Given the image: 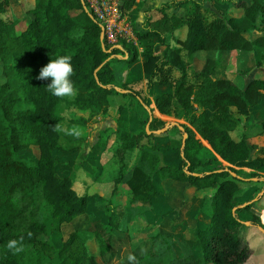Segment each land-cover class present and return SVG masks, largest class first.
<instances>
[{
    "label": "trees",
    "instance_id": "trees-1",
    "mask_svg": "<svg viewBox=\"0 0 264 264\" xmlns=\"http://www.w3.org/2000/svg\"><path fill=\"white\" fill-rule=\"evenodd\" d=\"M204 1L170 0L155 6L159 17L152 19L147 14L144 30L133 31L142 48L139 53L135 45L123 39L111 52L105 51L99 37L101 26L84 10L81 0H34L28 10L29 22L20 33H16L14 21L1 16L6 7L19 0H0V264H45V256L54 257L59 264H104L115 242L105 228L109 222L104 224L97 217L91 219L86 238L92 233L97 239L100 260L89 254L82 242L78 253L72 251L82 240L79 232L66 238L62 234L63 223L88 212L90 199L75 191L70 173L62 169L70 168L66 158L74 160L78 151L63 145L61 132L53 130L61 119L57 107L62 98L47 90L51 78L40 80L37 76L51 59L65 54L72 57L71 79L78 90L68 103L90 110V117L94 112L108 116L117 113L114 122L119 126L121 118L127 116L126 107L119 104L113 110L109 104V96L119 93L133 98L146 114L144 106L150 105L160 117L186 121L180 122L186 132L183 145L182 133L175 126L159 136L147 134L144 127L135 134L115 129L119 146L112 156L119 155L122 161L115 185L123 181L127 158L138 150L137 161L124 181L130 207H149L155 201L154 209L146 212L152 211L160 225L174 212L162 183H184L192 189L181 195L182 211L170 225V235L157 233L152 236L151 250L132 252L138 261L160 264L154 241L158 237L166 243L174 236V228L186 220L187 229L178 242L180 248H186L169 257L167 264L251 263L253 249L243 230L248 226L264 229V209L259 221L250 214L252 203L241 200L240 192L250 179L240 174V169H249L258 181L264 179L256 173L264 171V146L253 150L248 143L251 137L264 135V114H260L264 113V77L247 80L243 76L246 68L229 76L219 60L248 51L254 66H260L264 60V0H211L215 8L204 7ZM177 7L183 9L181 14L166 12ZM179 28L183 33L177 36L174 33ZM169 38L176 46L169 45ZM104 47L110 48L106 43ZM181 51L189 61L199 54L206 57L188 75ZM112 54L114 57L103 63ZM140 56L146 94L139 95L129 82L122 83L124 92L117 91L112 62L120 59L132 65ZM158 116L147 117L148 130L158 129L151 121L163 124ZM204 153L214 158L215 166L198 169L206 163L201 160ZM229 170L241 178L231 176ZM203 190L211 192L205 197L208 203L200 196ZM194 199H201L193 212L207 218L205 223L184 218ZM106 210L112 211L110 201ZM242 211L248 216L241 218ZM21 237L24 251L13 254L7 243Z\"/></svg>",
    "mask_w": 264,
    "mask_h": 264
},
{
    "label": "rangeland",
    "instance_id": "rangeland-1",
    "mask_svg": "<svg viewBox=\"0 0 264 264\" xmlns=\"http://www.w3.org/2000/svg\"><path fill=\"white\" fill-rule=\"evenodd\" d=\"M23 1L26 2V0H19L18 3L14 2L12 3V5H16L17 8H19L20 13H18V15L22 17V20L24 21V18L27 15V7L29 5L27 3H23ZM122 1H125L126 3V5H124L123 2L120 3V10L122 12V15L128 18V20H130L131 22L135 23L137 19V8L139 5L134 3L135 7H129L131 3L130 0ZM232 12H236V10L233 9ZM148 14L152 17V19L156 18L157 16L159 17L160 15L157 10H152ZM7 15L10 16L9 11L7 12ZM23 21L20 23L19 28H22L24 26L25 22ZM136 47L140 53L142 51V48L138 42ZM157 49L160 50V48ZM181 53L187 61L186 71L188 75H190L194 69H198L202 61L206 57L205 54H199L196 55L193 60L189 61L185 52L181 51ZM223 58L221 59L220 57L219 61H221L226 74H228L229 76H231L233 72H238L239 70L244 71V69L246 68V71L243 72V76L247 80H250L255 76L264 77V74H262V71H264V60L261 61L259 67H255L253 55L251 54V52H234L224 59ZM118 67L120 68L116 70V73H114V83L117 88L119 87L121 89L120 92H124L122 91L123 89H125L122 87V80L124 78L123 69L125 68V66L119 65ZM137 92L139 93V95L140 93H142L141 90H137ZM151 96L152 95H149L148 99H150ZM109 100L110 107L113 110H116V107L119 104L126 107L125 109L127 110V116L121 118L119 126L118 124L116 126V122H114L116 120L117 113H113V115L110 116L103 114L97 116V113L94 112L91 114L92 116L90 117L91 119H89L88 123H81L78 121V119L82 118V112L71 106V104L68 103V99L60 101L61 103H59L58 105V113L61 117L58 123L66 130V132H61L60 139L63 145H65L66 147H74L75 150H78L76 151V154H74V160H69L68 158H66V162L68 163V165L71 163V165H69L70 168L62 166V169L70 173V178L73 180L72 186L79 195H85L92 191H97L103 196L100 202H98L97 199H94L95 204H91L95 206L94 208H96L94 211H92L91 213L88 212L86 214H83V216L79 215L75 217L70 223H63L61 230L64 238L69 236V234H71L72 232H79L82 235V240H78L73 247L72 251L75 254L80 251L83 244L86 248V251L92 255V253H95V245L97 247L98 244H96L97 239L93 236L92 233L89 238H86L89 235L88 228L90 225V221L95 217L102 219V222L104 224L106 223V221H108L109 223L105 225V228L109 229V231L112 233L115 242L111 252L108 253L109 256L106 255L108 257L103 259V263L129 264L128 256L129 254H132V252L144 253L147 250H151L150 242L152 236L156 235L157 233L158 235H170V225L174 221H177L179 219L178 217H180V212L182 211L181 205L183 203V197H181V195L184 192L191 193L192 189L184 187V183H162L166 197L169 201L167 202L170 206L172 204L174 212L168 215L165 221L160 225L156 224V216L152 213V211L146 212L147 207L129 206L130 198L126 194V191L128 189L124 182L125 180L121 181V183L117 185H115L114 183L115 179L119 176L121 169L120 164L122 162L119 155H116L115 157L112 156L113 151L119 146L117 130L120 129L121 131L127 129L126 131H128L130 134L138 133L144 127L145 122L147 121V117H149L150 113H144L141 108L137 106L135 100L127 96V94H112L109 96ZM151 101L153 103L152 97ZM234 110L235 109H232L233 112ZM153 114L158 116V114H156L154 111ZM260 114L263 115L264 113L260 111ZM85 115H87V113H85ZM139 115L143 116V121L137 120V116ZM158 118L162 120L163 124L159 123L158 121H151V126H157L158 129L162 128L164 124L169 121H176L179 124L180 122L186 123V121L183 119L178 120L170 116H158ZM73 127L78 129V131L80 132L78 138L73 135L66 134L67 130H71ZM171 127L172 126L169 125L166 126V128L168 129H170ZM165 129L163 130V132L165 131ZM153 133L159 136L162 132ZM197 137L200 138L199 136ZM96 140V144L98 145L96 147L92 146V148H90L86 153L85 149H87V146L91 144L93 145ZM201 142L206 148L209 147L205 141L201 140ZM248 143L253 150L256 147L264 146V135L251 137L250 139H248ZM85 154H89L88 158L83 157ZM137 157L138 150L136 149L133 151V155L126 161V170L123 179L127 177L126 173L130 172L131 167L136 163ZM213 159L214 158L211 157L209 153H204V155H201V160L206 161V163L202 167L200 166V168L198 169L211 168L215 166ZM251 172L252 171L247 168L240 169V174L249 176L250 179V184L242 188L240 195L241 200H249L250 203H252L250 214L258 216L260 221L259 213L262 211V209H264V179L259 181L254 180L253 178L256 177H253ZM256 173L258 175L264 176L263 170L257 171ZM113 188H116V190L115 193L111 194ZM209 192L210 191L208 190L202 191L200 196L207 201L205 197L207 198V194L211 193ZM108 201L112 203V211L110 212L106 210ZM206 203H208V201ZM206 203L203 202L202 205ZM149 206L150 210H153L156 206V202L154 201L153 204ZM247 216L248 214L242 211L241 218H245ZM191 226L192 224L189 223V230ZM243 232L248 238V243L253 249V254L251 255L252 258L258 257V252H264V231L259 230L257 226H248L243 230ZM43 238L47 239L49 238V236H44ZM154 242L156 243L159 252L158 258H161L162 260L160 264H167L169 261V257L177 256L178 254H180V252H182L183 249L185 250L186 248L185 246H182L183 249L179 247V241H177L176 236H172V238L167 239L166 243H164V241H161L158 237ZM96 257L98 258V254H96ZM43 261L45 264H59V262L55 260L54 257L49 256H45L43 258ZM135 264H149V261L142 260L139 262L136 258Z\"/></svg>",
    "mask_w": 264,
    "mask_h": 264
},
{
    "label": "crops",
    "instance_id": "crops-1",
    "mask_svg": "<svg viewBox=\"0 0 264 264\" xmlns=\"http://www.w3.org/2000/svg\"><path fill=\"white\" fill-rule=\"evenodd\" d=\"M169 1L170 0H130L131 3L129 5V7L130 6L131 7H135L134 3H136V4L139 5L138 8H137V10H138L137 11V19H136L135 23H133L130 20H128V22L130 24V27H131V33H132L133 39L135 40V46L137 45V40H136V38L134 36L133 31H135V30L142 31L143 28L145 27L144 19L146 18L147 14L150 13L152 10H156L154 8L155 6L158 7L160 4L166 3V2H169ZM23 3H25V4L27 3L29 5L27 7V13H26L27 15L24 18V21L22 20V17H20L18 15V13H20V11H19V8H17L16 5H12V4L9 5L8 7H6L5 11L1 13V16L6 17L7 19L12 20V21H14L16 23V30H15L16 33H20L22 30H24L26 28V25L29 22V19L28 18L30 16L28 10L31 9L34 6V0H26V2L23 1ZM203 6L204 7H209V8H215V6H214V4H213V2L211 0L204 1ZM8 11L10 12V16L7 15V12ZM166 12L167 13L174 12L175 14H181L183 12V9L181 7H177L176 9L169 8V9L166 10ZM22 21L25 22V24H24V26L22 28H19L20 23ZM182 33H183L182 29L179 28L174 34H176V35L178 34V36H179V35H182ZM170 42H171V44H170ZM168 43L172 47L173 46H176V45H174V42H173V40L171 38H169V42ZM118 46H119V44L117 46H115V47H118ZM141 60H142V57L140 56L139 60L136 63H134L132 65H128L124 60H120L119 59L118 61L112 62L111 65H112V68H113L112 69L113 70V77H114V73H116V70H118L120 68L118 66L119 65H124L125 66V68L123 69L124 78L122 80V83L129 82L128 84H129V86L132 87V89H134V90H141L142 91L141 94H146L145 93L146 92V79H145V77H143V74H142V72L140 70ZM137 76L140 77L141 79L140 80H136L138 78ZM124 90L125 89H123L122 91H124ZM64 99H68L69 101L72 100V99H70L68 97L62 98V100H64ZM59 103H61V102H59ZM109 104H110V100H109ZM57 109H58V107H57ZM75 109H77V108H75ZM77 110H79V109H77ZM79 111L82 112V118H85L88 121H89V119H91V118H89L90 117V110H79ZM152 111H154V109ZM85 113H87V115H85ZM99 115H97V116H99ZM88 121H86L85 123H88ZM166 129H168V128H166ZM86 141H87V139H86ZM96 142H97V140H96ZM61 143H62V141H61ZM93 145L91 144V145L87 146V149H85L86 153L89 151L90 148H92ZM132 155H133V153H132ZM129 158L130 157H128L127 159H129ZM130 173L131 172H127L126 173L127 174V177L125 179H123V180H126L127 178H129ZM203 191H205V190H203ZM82 195H84V194H82ZM85 195H87L88 196V199H90L89 200V209H88V212L91 213L92 211H94L96 209V208H94L95 207L94 205H91V204H95V200L94 199H97V201L100 202V200H102L101 198L103 196H102V194H100L97 191H94V192L92 191V192L87 193ZM207 196L209 197V194H207ZM200 203H201V199H197V200L194 199L193 202H192V204H193L192 207L189 210H187V211L184 212V218L185 219H189V220H194V221H196V219H197L196 223L198 221H202V223L203 222L205 223L207 221V218H205L204 216H201L200 213H195L194 214V212H193V211H195V209H197V207L200 205ZM148 208L150 209V206L147 207V209ZM88 212H86V213H88ZM81 216H83V214ZM186 229H187V227H186V220H184L182 222V224L177 225L174 228V233H175L174 236L177 237V241H180V239L183 236V233H184V231ZM96 244H97V242H96ZM248 245H249V247H251L249 243H248ZM96 254H98V246L96 247V245H95V253H94V255L96 256ZM257 256L258 257H255L254 259L251 260V263L250 264H264V252H258L257 253Z\"/></svg>",
    "mask_w": 264,
    "mask_h": 264
},
{
    "label": "clouds",
    "instance_id": "clouds-1",
    "mask_svg": "<svg viewBox=\"0 0 264 264\" xmlns=\"http://www.w3.org/2000/svg\"><path fill=\"white\" fill-rule=\"evenodd\" d=\"M71 61L72 57L70 55H59L56 59H51L45 66H43L37 76V79L40 80L51 78V83L47 84V90L56 97H68L74 99L78 94V90L71 79L74 72ZM53 130L56 132H66L59 123L54 126ZM66 134L78 138L80 132L73 127L71 130H67ZM22 240L23 237L20 238V241H17L16 239L10 240L7 243V248L12 250L13 254H19L24 251ZM128 261L129 264H135V255L129 254Z\"/></svg>",
    "mask_w": 264,
    "mask_h": 264
},
{
    "label": "built area",
    "instance_id": "built-area-1",
    "mask_svg": "<svg viewBox=\"0 0 264 264\" xmlns=\"http://www.w3.org/2000/svg\"><path fill=\"white\" fill-rule=\"evenodd\" d=\"M122 2V0H84L90 14L103 28V42L113 48L119 44L121 39L135 45L128 19L122 15L120 10Z\"/></svg>",
    "mask_w": 264,
    "mask_h": 264
},
{
    "label": "water",
    "instance_id": "water-1",
    "mask_svg": "<svg viewBox=\"0 0 264 264\" xmlns=\"http://www.w3.org/2000/svg\"><path fill=\"white\" fill-rule=\"evenodd\" d=\"M81 2H82V4H83V8H84V10L87 11L88 14H89L90 16H92V15L90 14V11H89V10L87 9V7L85 6L84 0H81ZM102 30H103V28L101 27L100 34H99V37H100L101 40H102ZM101 47H102L105 51H107V52H111L112 49H113V47H110V48L105 49L103 42H101ZM116 56L118 57V56H120V54L118 53ZM125 56H126V55H124V57H125ZM113 57H114L113 54L110 55L106 60L103 61V63H104L105 61H107V60H110V59L113 58ZM116 89H117L118 91H121V89H120L119 87H118V88L116 87ZM138 99H139V98H138ZM139 100H140V99H139ZM149 106H150V105H149ZM149 106H144V107H145V108L147 109V111L150 113L149 120H151V117H152L153 111L151 110V107H149ZM149 120L145 123V126H144V130H145V132H146L147 134H149V132H157V133L163 132V130L166 128L167 125H169V126H175L179 131H181V133H182V134H181V136H182V145L184 144V141H185V138H186V132L184 131V129H183V127H182L181 124H179V123L176 122V121H169V122L165 123L164 126H163L162 128H160V129L155 128V129H149V130H148V123H149ZM229 173H230L231 176H233V177L241 178V176L237 175L235 172H233V171H231V170H229ZM193 174H196V173H193ZM253 179H254V180H257V178H253ZM243 204H246V202H244ZM236 208H237V207H234V208H233V211H235ZM244 222H245V223H248L247 220H244ZM261 224H262V223H261ZM258 229L261 230V231H264L263 227H261V226H258Z\"/></svg>",
    "mask_w": 264,
    "mask_h": 264
}]
</instances>
